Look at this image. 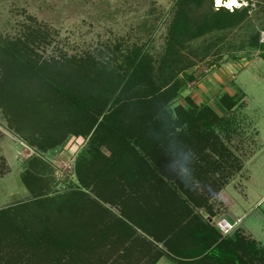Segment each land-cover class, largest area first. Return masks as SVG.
Masks as SVG:
<instances>
[{
    "label": "rangeland",
    "instance_id": "rangeland-1",
    "mask_svg": "<svg viewBox=\"0 0 264 264\" xmlns=\"http://www.w3.org/2000/svg\"><path fill=\"white\" fill-rule=\"evenodd\" d=\"M175 1L0 0V38H22L28 27L39 37L27 46L34 67L26 69L28 78L11 84L0 78V264H104L112 258L113 242L128 239L126 227H143L168 206L213 201L209 207L221 215L223 203L206 196L220 194L224 186L206 184L200 174L209 167L195 165L207 164L209 156L222 164L225 157L251 160L245 166L247 186L263 200L250 202L244 226L264 229V49L259 47L264 45V0H235L237 6L229 9L213 0L215 9L246 7L248 17L231 30L190 44L172 67V78L182 82L177 95L157 99L153 104L159 108L148 113L151 99L137 97L141 94L120 80L136 48L153 59L158 73ZM208 9L209 2L193 18L201 20ZM9 61L0 52V62ZM151 85L142 81L136 87L149 92ZM95 92L88 110L82 102L90 105ZM107 92L108 104L102 97ZM225 93L242 101L230 111L236 116L232 124L220 119L212 134L186 123V115L199 113L205 104L210 108L211 101L214 111L224 112L217 104ZM111 111L115 130L78 135ZM244 115L248 122L242 121ZM150 119L152 131L147 129ZM177 120L183 122L180 127ZM132 121L135 131L129 129ZM91 144L95 149L86 153ZM226 146L233 153L226 154ZM34 156L46 169L24 182L22 174ZM81 159L82 176L89 178L85 187L75 170ZM221 168L216 172H224ZM175 180L178 184L170 183ZM236 191L248 192L245 186ZM234 221L237 227L241 223Z\"/></svg>",
    "mask_w": 264,
    "mask_h": 264
},
{
    "label": "crops",
    "instance_id": "crops-1",
    "mask_svg": "<svg viewBox=\"0 0 264 264\" xmlns=\"http://www.w3.org/2000/svg\"><path fill=\"white\" fill-rule=\"evenodd\" d=\"M225 85L224 83L223 86ZM224 95L231 97L236 94L225 93L221 95V98ZM241 104L242 101L238 106ZM217 105L221 106L220 100ZM211 108L214 109L213 106ZM235 109L236 107L231 111ZM214 112L218 119L225 118L228 126V121L232 124L236 119L235 114L226 111V109L222 113ZM242 121L248 122L247 115H244ZM225 153L230 154L233 151L226 146ZM227 160L228 158L225 157L224 161L226 162L222 164L217 157L209 156L207 164L205 162L200 165L199 163L195 164L200 169L209 167L210 171L207 173L201 170L202 181L204 180L206 184L224 186L222 189L219 188V190L221 189L220 194L213 197L206 196L210 200L223 203L221 215L217 214L219 212L217 209L209 207L213 201L202 203L199 206L195 205L197 207H192V205L189 207L188 202L181 203L184 205L180 208L168 206L167 209H161L160 214L155 216L149 224L146 221L141 223L143 227L133 224L131 225L132 230L130 226L126 227L124 234L128 233V239L122 243L113 242L112 258H108L104 264H264V255L258 252L260 249L264 250L262 242L264 229L258 231L244 226L246 208L250 206V202H256L258 205L263 200V198L258 200L256 188L247 186L250 177L245 172V166L250 162L248 164L250 167L251 160L239 162L234 158V171L232 158L231 161ZM222 166L225 167L224 172L217 173L216 170ZM170 183H178V180L170 181ZM170 183L166 184L168 188L171 186ZM239 186L240 188L245 186L248 192H237ZM207 191L208 193L211 191L212 194V189L209 188ZM171 192L172 195L179 197L178 193ZM204 199L206 198L204 197ZM165 204L166 199L163 198L162 208H165L167 205ZM220 216L231 221L241 219L240 225L232 235L222 237L213 225ZM157 232H159V238L156 236ZM100 248L104 249L105 247L100 245Z\"/></svg>",
    "mask_w": 264,
    "mask_h": 264
},
{
    "label": "trees",
    "instance_id": "trees-1",
    "mask_svg": "<svg viewBox=\"0 0 264 264\" xmlns=\"http://www.w3.org/2000/svg\"><path fill=\"white\" fill-rule=\"evenodd\" d=\"M207 2H209L208 11L203 15L201 20H195V18H193L192 16V13L195 10L201 9L207 4ZM173 14L175 15L169 26V31L165 43V51L159 62L157 71L158 73L154 72L155 62L153 61V59L146 54L143 48L135 47L136 49H134L128 60L125 61L126 72L121 77V79L123 80H120V83H125L126 88H133L134 91L141 94V96L137 97L151 99L148 100L150 107L146 109H149L148 113L157 108V106L153 104L154 101H157V99L159 100L162 99V97H166L165 99H169L170 101V99L174 98L177 95V90L180 87V83L182 82H179L178 80L172 78V73L174 71L172 67L177 68L182 53L190 47V44L196 42L199 39H202L207 35L216 32H224L226 30H231L237 27L248 17V9L245 7L241 9H235L230 12L229 10H226L224 8L215 9L213 7V0H176ZM27 30L26 33L24 32L25 34L23 33L24 36L22 35V38L19 37L16 40H9L8 38L3 39L2 37L0 38V52L5 54L12 61L6 63L0 62V64H2L0 68L1 71H3L0 78L1 81L4 82V84L6 83V81L11 84L20 79H27L28 77L25 75V72L27 71L26 69L30 68V70H32L34 68L27 56V52H30L27 46L28 44L33 45L37 43V38H39L38 31H30V27H28ZM259 47L264 49V45H259ZM11 65L12 68L13 66L15 67L12 69V72L8 73ZM2 67H4V69ZM155 79L159 80L160 83H156ZM142 81H145L146 84H152L149 91L150 93L148 92L147 87L143 90H141V87H136V85H139ZM188 81H191V79L188 78L187 81L183 82V84H186V82ZM96 95L97 93L95 92L93 95H91L90 99H88L90 100V105L82 102L83 106H87L88 110L89 108L91 109V99L95 100ZM102 97L106 101V104H108L109 101L107 100L110 97L109 93L107 92ZM239 102L240 101L236 95L231 97L224 95L220 99L221 105H223V107L227 111H231L233 108L237 107ZM206 107V104L202 105L198 109L199 113L197 112L192 113L191 115H186V117L184 116L185 121L188 120L186 123H191L193 126L191 127L195 130L196 128H198V131H201L202 126H204L206 130H208V133L213 134L214 130H216L217 125L220 122V119L217 118L215 112L210 106H208L210 108ZM201 110L205 111L201 112ZM114 115L115 112L113 113L111 111V113L104 116L101 121H92L89 127H87L88 129L86 133L78 135L86 137L93 131V136L96 135L102 128L111 131L115 130V127H113L114 123H112L113 120L111 119ZM146 115L147 117H149V114L146 113ZM189 118L191 119L189 120ZM151 119L149 120L150 122H148V124L152 123ZM178 122V126L180 127V124H183V122ZM129 129H134V131L135 129L137 130V123H135V121H132L131 128ZM147 129L150 131L155 129L154 124L152 123L150 126H148ZM45 146L46 145H40V149L42 148L46 150L47 148ZM91 149H95L93 144H91L90 146L88 145L86 153L88 151H90L91 153ZM93 154H98V151H95ZM84 161L82 159L77 161V165L75 167L77 178L79 179L80 185L83 187L87 186L89 182L88 177L82 176L83 167L80 166H83L85 164ZM27 164L28 168H26V171L22 174V180L24 182H26L28 178L36 177L34 172L41 173L42 169H46L45 162H43V160L39 157H32ZM41 196H45V194ZM20 206L21 205L17 207ZM27 207L28 205H23L20 207V209L23 210ZM2 211L8 213L7 209ZM258 252L264 255V250L260 249Z\"/></svg>",
    "mask_w": 264,
    "mask_h": 264
},
{
    "label": "built area",
    "instance_id": "built-area-1",
    "mask_svg": "<svg viewBox=\"0 0 264 264\" xmlns=\"http://www.w3.org/2000/svg\"><path fill=\"white\" fill-rule=\"evenodd\" d=\"M239 221H231L227 218H221L215 221V228L218 230L222 237L229 236L234 232L237 227Z\"/></svg>",
    "mask_w": 264,
    "mask_h": 264
},
{
    "label": "bare ground",
    "instance_id": "bare-ground-1",
    "mask_svg": "<svg viewBox=\"0 0 264 264\" xmlns=\"http://www.w3.org/2000/svg\"><path fill=\"white\" fill-rule=\"evenodd\" d=\"M217 6H224L225 8H235L237 2L235 0H216Z\"/></svg>",
    "mask_w": 264,
    "mask_h": 264
}]
</instances>
